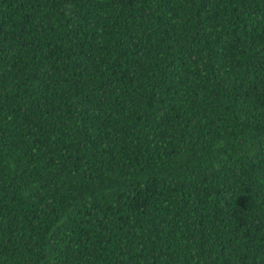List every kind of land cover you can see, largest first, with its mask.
Instances as JSON below:
<instances>
[{
  "label": "trees",
  "instance_id": "16d2710c",
  "mask_svg": "<svg viewBox=\"0 0 264 264\" xmlns=\"http://www.w3.org/2000/svg\"><path fill=\"white\" fill-rule=\"evenodd\" d=\"M0 0V264H264V0Z\"/></svg>",
  "mask_w": 264,
  "mask_h": 264
},
{
  "label": "clouds",
  "instance_id": "9594fccd",
  "mask_svg": "<svg viewBox=\"0 0 264 264\" xmlns=\"http://www.w3.org/2000/svg\"><path fill=\"white\" fill-rule=\"evenodd\" d=\"M62 11H63V16L66 19L71 20L73 18L75 14V9L72 0H65Z\"/></svg>",
  "mask_w": 264,
  "mask_h": 264
}]
</instances>
